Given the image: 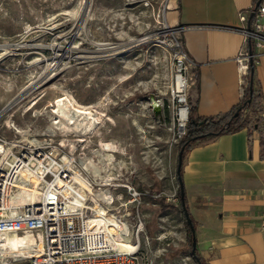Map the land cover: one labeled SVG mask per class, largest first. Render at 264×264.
Wrapping results in <instances>:
<instances>
[{
	"label": "rangeland",
	"instance_id": "rangeland-1",
	"mask_svg": "<svg viewBox=\"0 0 264 264\" xmlns=\"http://www.w3.org/2000/svg\"><path fill=\"white\" fill-rule=\"evenodd\" d=\"M170 2L0 0V144L12 154L53 148L70 167L71 187L80 189L94 223L103 225L94 216L96 197L116 216L109 225L121 231L120 241L137 243L141 264H198L179 209V145L167 108L173 44L181 38L168 16ZM65 95L95 105L98 122L90 132L52 121L59 120L53 100ZM101 141L115 151L103 150ZM7 155L0 153V166ZM85 157L93 159L89 169L82 167ZM28 186L41 193L37 173ZM127 186L141 192L138 200ZM102 190L111 203L98 198Z\"/></svg>",
	"mask_w": 264,
	"mask_h": 264
},
{
	"label": "crops",
	"instance_id": "crops-1",
	"mask_svg": "<svg viewBox=\"0 0 264 264\" xmlns=\"http://www.w3.org/2000/svg\"><path fill=\"white\" fill-rule=\"evenodd\" d=\"M256 1L171 0L169 19L180 27L184 49L195 62L187 90L194 115H221L241 100L238 12ZM251 82L257 97L243 112L248 126L197 140L182 155L186 208L206 264H264L258 228L264 218V48Z\"/></svg>",
	"mask_w": 264,
	"mask_h": 264
},
{
	"label": "built area",
	"instance_id": "built-area-1",
	"mask_svg": "<svg viewBox=\"0 0 264 264\" xmlns=\"http://www.w3.org/2000/svg\"><path fill=\"white\" fill-rule=\"evenodd\" d=\"M241 22L238 30L243 36V46L237 58L240 69V86L247 84L248 68L258 62L259 51L264 48V0L238 12ZM249 42L251 52H249ZM174 49V84L167 108L175 140L186 131L190 103L187 90L195 78V62L184 49L182 39H176ZM3 145V144H2ZM52 148L37 146L22 151V160L33 157L34 171L41 182V195L22 207L10 210L11 176L16 172L0 166V264H141L139 248H121L110 242L106 233L92 222L94 212L80 202V189L70 187L71 170ZM132 200H138L141 192L127 186ZM111 203L113 196L110 195ZM106 200V199H105ZM108 201V200H106ZM264 237V218L258 224ZM31 234L33 240L42 241L39 250L7 252L8 234Z\"/></svg>",
	"mask_w": 264,
	"mask_h": 264
},
{
	"label": "bare ground",
	"instance_id": "bare-ground-1",
	"mask_svg": "<svg viewBox=\"0 0 264 264\" xmlns=\"http://www.w3.org/2000/svg\"><path fill=\"white\" fill-rule=\"evenodd\" d=\"M94 107V104H83L78 101H75L72 98L70 99L66 95L57 96L53 100L52 110L56 113L55 116L59 117V120L52 121L57 124H62L64 130H74L75 132L77 131L78 133H80V135H84L87 132H90L94 128L95 123L98 122V116L94 112ZM54 126L55 125H53V127ZM83 139V137L78 138V140ZM99 144L101 145V148L103 150H106L107 152L115 151V145L111 142L101 141ZM3 151L9 154L7 155L6 159H4V162L1 163L3 168L6 170L14 169V171L16 172L14 175L11 176L12 178L10 182L12 186L14 184H17L18 187L10 195V210H7L8 214H13L16 211V206L22 207L23 205L28 204V202H30L33 198L37 200L40 198L41 193H36L30 186H28V184H32L35 179L36 172L34 171V167L36 164V160L33 157H29L27 160H22V157L20 156L21 152L23 151L22 149L17 154H12L10 146L4 147L2 144H0V153L2 154ZM104 158H106L108 162H110L113 158V155L112 153H106ZM59 160L64 162L62 157H59ZM93 165L94 162L91 157H85L82 161V167L84 169H89ZM94 174L99 176V173L97 172H94ZM71 177L72 182L70 184V187L74 183L72 173ZM23 182H26L27 185H23ZM106 184L107 183H105V185ZM83 192L85 193L84 190ZM96 195L99 196L98 198H102L104 200H108L110 198V195L106 190H102L101 192H99V194ZM93 200L95 201L94 208L97 212L94 216L100 217L103 221V225L101 226V224H93L98 229L103 230L106 233L107 237L110 239V242H112L114 245H119L121 248L135 247L137 243L133 246H130L128 243L124 245L122 241H120L121 238H123L122 233L121 235H119L121 231L118 230L117 227L109 225L113 220H116V216L112 214L111 211H107L105 206L97 202L96 197L93 198ZM108 201H110V199ZM92 222H94V219L92 220ZM125 239L127 240L126 237ZM41 247L42 241L38 240L35 242V240H33V236L29 233L25 235L8 234L7 236L6 249L9 254H17L14 252L24 251H29L28 253L31 254L34 249L39 250Z\"/></svg>",
	"mask_w": 264,
	"mask_h": 264
},
{
	"label": "trees",
	"instance_id": "trees-1",
	"mask_svg": "<svg viewBox=\"0 0 264 264\" xmlns=\"http://www.w3.org/2000/svg\"><path fill=\"white\" fill-rule=\"evenodd\" d=\"M255 91L256 89H254L252 82L250 81V66H249L248 75H247V84L243 90L242 98L228 112L216 116H196L193 113V107L190 105L185 134L178 139L179 149L183 145L184 146L183 152H184L191 146L192 143H194L197 140L222 133L232 132L241 127L248 126L249 122L243 116V112L246 108L254 106L255 99L257 97V93ZM256 123L257 122L252 123L251 125H249V127L254 126ZM261 145H262L261 154L262 156H264L263 138L261 139ZM179 175L181 176V172L179 173ZM177 176L178 175L176 173V180H177ZM177 194H178L179 209L183 215L180 194H179L178 180H177ZM184 203H185V197H184ZM184 223L187 231V238L189 240L192 256L196 259L198 264H206L202 256L198 253L196 246L192 245L193 235L185 219H184Z\"/></svg>",
	"mask_w": 264,
	"mask_h": 264
},
{
	"label": "water",
	"instance_id": "water-1",
	"mask_svg": "<svg viewBox=\"0 0 264 264\" xmlns=\"http://www.w3.org/2000/svg\"><path fill=\"white\" fill-rule=\"evenodd\" d=\"M260 0H257L255 3L257 4ZM249 52H251V46H250V42H249ZM250 81H251V74H252V62L250 61ZM157 107V106H155ZM158 110V108L156 109ZM183 149L184 146L182 145L178 151V155H177V164H176V173H177V180H178V184H179V194H180V200H181V206H182V210H183V216L184 219L186 221V223L188 224L190 231L193 235L192 237V245L195 246V235H194V225L192 222L191 217L189 216L188 210L186 208V205L184 203V193H183V188H182V181H181V177L179 175L180 173V168H181V162H182V153H183ZM193 251V249H192Z\"/></svg>",
	"mask_w": 264,
	"mask_h": 264
}]
</instances>
